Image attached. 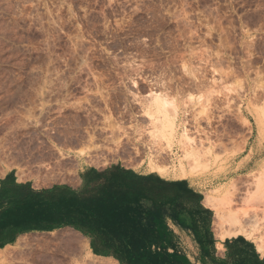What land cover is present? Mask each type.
I'll list each match as a JSON object with an SVG mask.
<instances>
[{
	"label": "rangeland",
	"instance_id": "rangeland-1",
	"mask_svg": "<svg viewBox=\"0 0 264 264\" xmlns=\"http://www.w3.org/2000/svg\"><path fill=\"white\" fill-rule=\"evenodd\" d=\"M157 94L178 110L171 147L153 134ZM111 164L229 190L264 237V0H0V179ZM212 210L219 238L239 232ZM3 248L0 264H114L72 228Z\"/></svg>",
	"mask_w": 264,
	"mask_h": 264
},
{
	"label": "crops",
	"instance_id": "crops-1",
	"mask_svg": "<svg viewBox=\"0 0 264 264\" xmlns=\"http://www.w3.org/2000/svg\"><path fill=\"white\" fill-rule=\"evenodd\" d=\"M127 198L134 200L119 206V200ZM205 199L187 178L123 164L82 167L78 176L43 187L8 173L0 179V249L32 232L72 228L84 235L77 227L91 220L95 207L108 201L116 208L137 206L148 217L141 225L149 237L136 239L135 245L143 247L140 253L130 250L134 245L127 243L126 263L140 257L149 264H264V252L247 235L224 239L216 235L214 212ZM86 237L96 255L121 264L113 254H97L92 245L99 237L100 247L109 241L118 251L117 243L98 233Z\"/></svg>",
	"mask_w": 264,
	"mask_h": 264
},
{
	"label": "trees",
	"instance_id": "trees-1",
	"mask_svg": "<svg viewBox=\"0 0 264 264\" xmlns=\"http://www.w3.org/2000/svg\"><path fill=\"white\" fill-rule=\"evenodd\" d=\"M133 200V198L119 200V206L122 203H130ZM102 205L103 207H95L93 209L95 214L90 216L91 218L89 219L91 220L87 219L84 226H79L77 228H79L85 236L98 233L100 237L106 240L110 239L111 242L119 245V250L117 251L112 248V243L109 241H105V244H103L104 246L100 247L99 242L101 239L97 237L92 242L94 251L97 254H113L121 260V264H149L143 262L140 257L133 258L135 260L133 263H126L123 260L125 258L124 254L127 249V243L134 245L130 250H134L137 253H140L143 249V247L136 246L135 242H137L136 239H145V237H149V233L141 225L144 218L148 221V217L142 215L139 208L134 205L126 204L124 207L116 208L115 206L117 205H111L108 201H104ZM116 209L118 211H116ZM101 211L103 214L99 213Z\"/></svg>",
	"mask_w": 264,
	"mask_h": 264
},
{
	"label": "bare ground",
	"instance_id": "bare-ground-1",
	"mask_svg": "<svg viewBox=\"0 0 264 264\" xmlns=\"http://www.w3.org/2000/svg\"><path fill=\"white\" fill-rule=\"evenodd\" d=\"M148 112L153 117V134H156V136H159L164 139L166 143L171 147L174 139L178 135L176 134V128H178L176 127V117L178 116L177 108L166 96L157 94L152 98L151 103L148 107ZM181 138L182 139L180 140H182L181 142L183 143V141L188 138L187 133L184 132ZM192 154L196 155V163L200 165V163L202 162L200 160V155L197 152H194ZM155 166H152V170H155L162 174L169 173L165 168L160 166L158 167L157 165ZM181 174L185 176L188 175V172L185 169H181ZM218 191L219 190H214L213 193H207L205 202L207 205L214 209L216 216L220 221V224H223L224 222H229L230 224H234L238 228L239 232L228 234V236L233 237L239 234H246L249 238L254 236L253 233L247 229L246 224L242 222L240 213L235 212L233 210H227L228 205L230 204V201L232 199L231 192L229 190H225L221 193H218ZM226 237L227 236H221L222 239ZM254 241L257 243L259 250L261 252H264V237L262 236L258 237L257 239L255 238ZM1 249L4 250L5 248ZM3 256L4 253L1 252L0 263H3ZM108 264L112 263L109 262ZM114 264L119 263L114 259Z\"/></svg>",
	"mask_w": 264,
	"mask_h": 264
}]
</instances>
